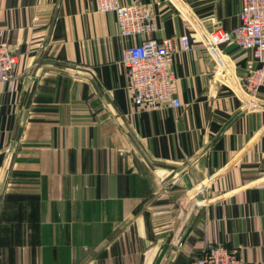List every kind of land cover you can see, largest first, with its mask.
<instances>
[{"label":"crops","instance_id":"0c3cea01","mask_svg":"<svg viewBox=\"0 0 264 264\" xmlns=\"http://www.w3.org/2000/svg\"><path fill=\"white\" fill-rule=\"evenodd\" d=\"M121 3L150 11L159 43L196 40L174 57L181 108L134 104L122 58L138 40L95 0H0V43L19 56L0 83V264H192L212 246L264 264L251 56L218 47L227 76L206 42L239 25L241 0Z\"/></svg>","mask_w":264,"mask_h":264},{"label":"built area","instance_id":"2783aa9c","mask_svg":"<svg viewBox=\"0 0 264 264\" xmlns=\"http://www.w3.org/2000/svg\"><path fill=\"white\" fill-rule=\"evenodd\" d=\"M95 11L115 16L121 39L138 40L126 46L122 58L130 75L129 92L134 104L150 110L181 108L178 78L173 71L174 57L177 52L196 51V40L183 34L177 40L178 48L173 39L159 43L152 38L156 26L144 5L95 0ZM239 21L232 31L214 29L208 36L207 47L216 50L222 45L234 44L250 54L243 89L247 96L257 98L264 87V0H241ZM18 65L17 53L0 43V83L12 82ZM192 264H243V261L238 249L212 246L204 249Z\"/></svg>","mask_w":264,"mask_h":264},{"label":"water","instance_id":"95a60500","mask_svg":"<svg viewBox=\"0 0 264 264\" xmlns=\"http://www.w3.org/2000/svg\"><path fill=\"white\" fill-rule=\"evenodd\" d=\"M176 2V1H175ZM207 45H210L209 40L206 41ZM212 53L214 54L215 58L218 60V63L221 67V69L223 70V72L226 73V75L228 76L229 70L227 68L226 63L221 59L220 54L217 52V50H215L214 48H211ZM241 97L243 99V101L247 104L248 109H264V104L258 102L255 99H252L244 94L241 93Z\"/></svg>","mask_w":264,"mask_h":264}]
</instances>
